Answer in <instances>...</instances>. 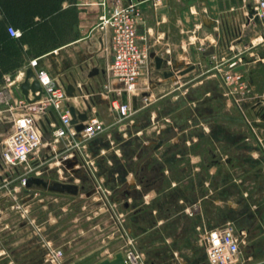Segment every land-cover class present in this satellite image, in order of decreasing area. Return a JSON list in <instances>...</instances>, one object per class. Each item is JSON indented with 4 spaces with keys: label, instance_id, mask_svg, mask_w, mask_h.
<instances>
[{
    "label": "crops",
    "instance_id": "0c3cea01",
    "mask_svg": "<svg viewBox=\"0 0 264 264\" xmlns=\"http://www.w3.org/2000/svg\"><path fill=\"white\" fill-rule=\"evenodd\" d=\"M127 1L0 0V28L4 34L9 26L20 32L7 36L19 52V61L6 72L14 74V90L33 98L20 85L30 70L45 69L64 88L74 86V93L66 94L67 108L103 123V138L89 150L104 156L109 175L101 173L100 180L109 188V200L120 205L119 216L131 222L134 236L146 244L120 250L123 255L133 249L141 264H206L202 236L226 218L227 191L229 208L233 204L236 209L239 178L234 172L247 166L259 172L262 186L254 193L252 179L245 190L249 207L237 230L241 242L235 264H264V158L258 148L264 143V25L254 1L145 0L137 33L148 48V71L131 94L109 72L110 30L99 24L116 3ZM231 60L237 61L247 87L235 97L225 95L222 87L221 71ZM113 98L131 105V121L149 123V128L136 127L138 145L126 146L127 132L113 143ZM159 115L166 121L164 131L158 130ZM59 117L53 109L42 115L43 139L45 132L52 135ZM226 144L251 163L239 164L228 156L219 160ZM49 148L52 155L69 152L62 157H73L76 166V156L88 153L86 146L59 148L55 142Z\"/></svg>",
    "mask_w": 264,
    "mask_h": 264
},
{
    "label": "rangeland",
    "instance_id": "374dc122",
    "mask_svg": "<svg viewBox=\"0 0 264 264\" xmlns=\"http://www.w3.org/2000/svg\"><path fill=\"white\" fill-rule=\"evenodd\" d=\"M6 72L5 67L0 65V93L15 85L12 83L14 74ZM222 87L225 95H229L223 81ZM159 110L161 115L165 114V106ZM134 112L132 110L128 118L117 119L110 128L115 145L121 139L119 133L127 132L130 139L127 140L126 146H136L139 144L138 140L133 139V133L138 129L136 127L149 128L147 122L139 124L131 121ZM156 123L159 131L165 130L164 116L159 115ZM11 124V117L5 114L0 117V264H95L116 251L129 247L135 249L145 247L143 240L134 236L130 227L131 222L119 216L120 205L117 202L114 205L113 201L109 200L107 192L109 188L100 180L101 173L109 175L108 170L103 166L104 156L102 153L97 154V158V155L94 156L89 150L92 143L95 144V140L103 138L105 128L79 145L86 146L88 155L76 156L80 159L77 166L71 162L73 157L65 159L62 157L69 152L52 155L49 148L53 142L57 143L59 148L72 147L75 139H72V142L66 139L54 141L49 131L44 133L42 145L30 155L28 163L10 166L2 161L1 150ZM224 127L229 129L228 124H224ZM46 142L48 143L44 145ZM100 145L104 146L101 143ZM258 146L259 158H264V143ZM229 147L226 144L224 148L226 154L217 155L219 160L224 161L225 158L230 157L233 162L239 164L251 163L244 155H234ZM46 154L51 155L43 161L42 157ZM92 160L94 164L91 163ZM246 169L247 166H244L234 172L239 178L236 209L233 208V204L232 209L229 208L230 197L227 191L226 197H223L222 211L226 218L218 226L230 222L236 230H239L249 207L245 194L247 185L251 184L253 179L254 193L261 189L259 172ZM29 176L77 183L79 192L73 195L51 191L34 184L26 186L25 182ZM226 179H229V175ZM232 199L235 197L233 196ZM51 249L62 250L58 259L50 254Z\"/></svg>",
    "mask_w": 264,
    "mask_h": 264
},
{
    "label": "built area",
    "instance_id": "2783aa9c",
    "mask_svg": "<svg viewBox=\"0 0 264 264\" xmlns=\"http://www.w3.org/2000/svg\"><path fill=\"white\" fill-rule=\"evenodd\" d=\"M145 0H128L116 3L110 12L101 17L99 24L110 30L109 49L112 55L108 69L111 76L123 86L127 93H134L138 88L140 78L148 71L149 52L139 41L138 26L144 20L142 3ZM257 16L264 25V0H253ZM11 36L18 37L20 32L9 26ZM34 59L30 61L36 65ZM236 60H231L221 71L222 81L229 95H243L247 87L242 73L235 67ZM36 78L41 85L42 94L37 100L27 98L17 88L10 86L0 93V117L9 115L11 127L4 139L1 150L2 161L10 166H18L29 162L30 155L40 148L43 143L42 127L39 120L48 110L60 112L59 121L54 124L52 136L54 141L60 139H75L71 146H79L103 129V123L96 117H89L84 122V128L76 131L71 123V116L65 105V88L56 83L49 73L42 68L36 69ZM10 80V78H7ZM13 83V82H12ZM15 92L17 93L16 95ZM238 98L236 97V100ZM111 107L117 114L118 120L127 118L132 107L127 102L117 98L111 101ZM206 254V264H235L240 253L241 234L227 222L209 229L202 236ZM50 254L59 258L61 249H51ZM125 264H141L140 255L133 249L125 254Z\"/></svg>",
    "mask_w": 264,
    "mask_h": 264
},
{
    "label": "water",
    "instance_id": "95a60500",
    "mask_svg": "<svg viewBox=\"0 0 264 264\" xmlns=\"http://www.w3.org/2000/svg\"><path fill=\"white\" fill-rule=\"evenodd\" d=\"M157 62H159V58H156ZM95 71V69H94ZM91 74V73H90ZM89 74V75H90ZM33 77V82L29 81L30 77ZM22 91L26 95L27 92L30 90L33 94L32 100H37L40 98V95L42 94V88L40 83L38 82L36 75L32 70L27 73L26 78L20 85ZM80 90V88H79ZM75 91V88L72 84H68L65 88V92L67 95H72ZM69 114L71 116V123L73 124L74 128L76 131H81L84 128V122L87 119V114L86 112H79L77 111L73 106H70L68 108ZM53 119L56 122V117L53 115ZM26 186H31V185H37V186H42L48 190L55 191V192H66L70 194H78L79 192V186L76 183L72 182H63L60 180H50L46 179L41 176H29L26 179ZM95 264H125V258L124 255L121 251L117 252L114 256V258H104L100 261H98Z\"/></svg>",
    "mask_w": 264,
    "mask_h": 264
},
{
    "label": "trees",
    "instance_id": "16d2710c",
    "mask_svg": "<svg viewBox=\"0 0 264 264\" xmlns=\"http://www.w3.org/2000/svg\"><path fill=\"white\" fill-rule=\"evenodd\" d=\"M5 34L3 29L0 28V46L2 48L0 49V65H3L5 71H8L19 61V52L17 47L13 46V42L10 41L11 39H9L15 38V36H11L7 28Z\"/></svg>",
    "mask_w": 264,
    "mask_h": 264
}]
</instances>
